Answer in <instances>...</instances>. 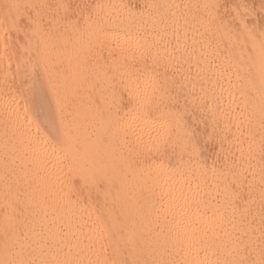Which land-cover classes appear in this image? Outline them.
I'll use <instances>...</instances> for the list:
<instances>
[{
  "label": "bare ground",
  "instance_id": "1",
  "mask_svg": "<svg viewBox=\"0 0 264 264\" xmlns=\"http://www.w3.org/2000/svg\"><path fill=\"white\" fill-rule=\"evenodd\" d=\"M76 1L0 0V264H264V25L247 0L232 23L223 0H98L63 36ZM136 77L163 145L141 135Z\"/></svg>",
  "mask_w": 264,
  "mask_h": 264
},
{
  "label": "rangeland",
  "instance_id": "2",
  "mask_svg": "<svg viewBox=\"0 0 264 264\" xmlns=\"http://www.w3.org/2000/svg\"><path fill=\"white\" fill-rule=\"evenodd\" d=\"M52 2L54 0H51ZM98 0H78L76 2H74V5L71 7V9L69 11H67V15H63L62 17L68 21V23H62L58 29L61 30L60 34H63V36L68 35V33L70 32V29H74L75 31L80 29L82 20L81 18L78 16V13H89L90 9L92 7L93 4H95ZM227 1V2H224ZM245 1V0H244ZM248 1V2H247ZM245 1V3L247 4L248 8H251V10L253 11L252 13H256L253 14L252 17H250L251 19L248 20L252 21V20H258L259 24H261L260 26L264 25V0H247ZM223 2L225 3V8H222L221 12L223 14V17L226 18L227 20H232L230 21L231 23L234 21L233 19V14L236 12H242L244 10V7L241 6V4L239 3V1L237 0H223ZM253 4H252V3ZM65 13V12H64ZM263 13V14H261ZM230 17H227L229 16ZM260 17V18H259ZM253 18V19H252ZM26 19V18H25ZM23 18L21 25L25 28L26 22H28V20H25ZM263 22V23H262ZM25 25V26H24ZM29 29V27L25 28L24 31H27ZM69 31V32H68ZM15 41L16 38L14 36H12L10 38V41L8 40L7 42V49H9L10 51H12L11 54L14 55V46H15ZM14 42V43H13ZM10 43V44H9ZM12 44V46H11ZM13 48V49H11Z\"/></svg>",
  "mask_w": 264,
  "mask_h": 264
},
{
  "label": "clouds",
  "instance_id": "3",
  "mask_svg": "<svg viewBox=\"0 0 264 264\" xmlns=\"http://www.w3.org/2000/svg\"><path fill=\"white\" fill-rule=\"evenodd\" d=\"M134 94V99L137 101L138 110L141 112H147L158 103L157 89L153 83H147L142 90H137L134 86V82L129 85ZM142 136L147 137V142L153 141L157 146L163 145L167 142L170 135V128L164 122L158 125H152L142 129Z\"/></svg>",
  "mask_w": 264,
  "mask_h": 264
},
{
  "label": "snow or ice",
  "instance_id": "4",
  "mask_svg": "<svg viewBox=\"0 0 264 264\" xmlns=\"http://www.w3.org/2000/svg\"><path fill=\"white\" fill-rule=\"evenodd\" d=\"M148 83V81L143 77H136L134 81L135 88L139 91L142 90L145 85ZM130 95L134 98V94L130 90ZM136 101V99H135ZM35 107L38 115H44L46 112V96L45 95H37L35 98ZM137 103V101H136ZM138 119L140 122H142L143 127H150L152 125H158L164 123V121L160 118L154 117L152 115V109H150L147 112H141L138 111ZM142 135V132H141Z\"/></svg>",
  "mask_w": 264,
  "mask_h": 264
}]
</instances>
